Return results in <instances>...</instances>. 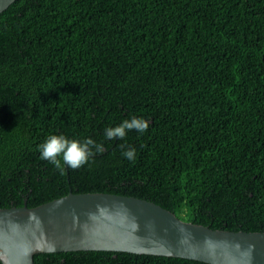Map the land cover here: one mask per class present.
<instances>
[{
  "label": "trees",
  "instance_id": "16d2710c",
  "mask_svg": "<svg viewBox=\"0 0 264 264\" xmlns=\"http://www.w3.org/2000/svg\"><path fill=\"white\" fill-rule=\"evenodd\" d=\"M133 118L148 129L106 138ZM52 135L102 150L57 165L39 150ZM69 192L264 232V0H16L1 13L0 209ZM34 264L205 263L74 251Z\"/></svg>",
  "mask_w": 264,
  "mask_h": 264
},
{
  "label": "water",
  "instance_id": "95a60500",
  "mask_svg": "<svg viewBox=\"0 0 264 264\" xmlns=\"http://www.w3.org/2000/svg\"><path fill=\"white\" fill-rule=\"evenodd\" d=\"M16 0H0V14ZM111 251L205 264H264V232L214 230L153 202L110 193L73 194L29 208L0 209L1 264L34 256Z\"/></svg>",
  "mask_w": 264,
  "mask_h": 264
},
{
  "label": "clouds",
  "instance_id": "9594fccd",
  "mask_svg": "<svg viewBox=\"0 0 264 264\" xmlns=\"http://www.w3.org/2000/svg\"><path fill=\"white\" fill-rule=\"evenodd\" d=\"M148 122L143 119L133 118L131 121L125 120L121 125L115 128L105 129V135L108 139L123 138L127 130L136 129L139 132H144L148 129ZM90 147H95L97 151L102 150V146L96 145L91 139L80 143L76 140H68L62 135L49 136L46 141L40 145L39 150L41 158L49 160L50 162L59 165L57 157L63 155L67 164L73 168L82 166L87 162L89 155H91ZM129 160L134 159L135 150H130L124 153Z\"/></svg>",
  "mask_w": 264,
  "mask_h": 264
}]
</instances>
